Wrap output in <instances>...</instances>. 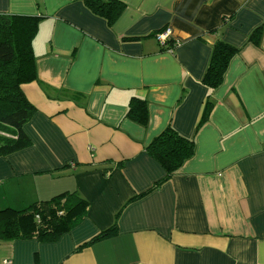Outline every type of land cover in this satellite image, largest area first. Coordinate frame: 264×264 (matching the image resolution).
Wrapping results in <instances>:
<instances>
[{"label": "crops", "instance_id": "obj_1", "mask_svg": "<svg viewBox=\"0 0 264 264\" xmlns=\"http://www.w3.org/2000/svg\"><path fill=\"white\" fill-rule=\"evenodd\" d=\"M119 1L109 25L82 0H0V14L40 17L37 80L20 86L31 143L0 156V210L64 191L89 202L57 241L0 239V264H264V0ZM166 27L172 51L155 38ZM217 37L240 50L210 91ZM132 97L146 126L126 116ZM167 125L193 155L128 202L165 175L144 148Z\"/></svg>", "mask_w": 264, "mask_h": 264}, {"label": "trees", "instance_id": "obj_2", "mask_svg": "<svg viewBox=\"0 0 264 264\" xmlns=\"http://www.w3.org/2000/svg\"><path fill=\"white\" fill-rule=\"evenodd\" d=\"M95 15L112 24L124 9L119 0H82ZM40 17L20 14H0V156L22 150L31 143L23 130L35 108L23 94L21 84L37 80L32 40ZM262 26L254 29L249 40L257 44ZM163 49L174 48L171 39ZM240 48L217 37L201 82L211 91L223 82L225 71ZM212 101L207 96L201 122L206 120ZM126 116L143 126L147 125V107L144 99L132 97ZM156 160L165 175L145 192L132 196L135 200L177 174L183 163L194 153V140L167 125L144 148ZM89 202L77 191H64L46 200L30 203L25 208L0 210V239H34L38 242L57 241L64 233L80 224L87 216ZM116 231L115 224L102 230L86 243L107 237Z\"/></svg>", "mask_w": 264, "mask_h": 264}, {"label": "built area", "instance_id": "obj_3", "mask_svg": "<svg viewBox=\"0 0 264 264\" xmlns=\"http://www.w3.org/2000/svg\"><path fill=\"white\" fill-rule=\"evenodd\" d=\"M170 28L166 27L160 31H157L155 33V38L157 39V41L162 45L164 46L166 41L170 38ZM171 49L170 51H172V48H169ZM168 49V50H169ZM7 264V263H6Z\"/></svg>", "mask_w": 264, "mask_h": 264}]
</instances>
